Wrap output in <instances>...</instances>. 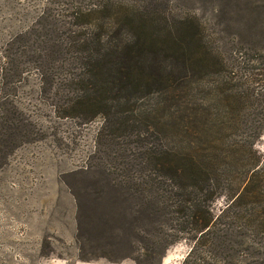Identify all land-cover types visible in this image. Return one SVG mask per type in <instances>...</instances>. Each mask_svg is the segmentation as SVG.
<instances>
[{
    "label": "trees",
    "instance_id": "16d2710c",
    "mask_svg": "<svg viewBox=\"0 0 264 264\" xmlns=\"http://www.w3.org/2000/svg\"><path fill=\"white\" fill-rule=\"evenodd\" d=\"M100 13L99 6L74 8L71 29L56 47L47 38L50 33L41 42L38 29L16 34L0 47V159L7 150L44 138L42 126L32 120L29 108L17 105L13 94L16 83L35 73L48 87L39 86L38 94L48 96L45 100L58 120L100 122L98 142L122 134L137 136V144L141 139L135 162L140 186L155 206L151 215L156 232L164 234L162 228H169L164 242L154 245L160 254L179 240L175 234L184 233L191 235L186 240L190 248L181 264H264V158L254 149L264 134V114L251 109L256 98L239 91L238 81L230 84L232 78L213 80L206 88L212 90L211 104L199 102L195 108L198 124L193 131L200 137L175 141L192 124L179 127L174 117L193 105L192 91L206 93L205 78L223 69L218 36L205 35L193 18H163V24H156L128 12L122 24L132 33L102 31L94 17ZM40 17L38 24L49 16ZM32 35L38 41H31ZM55 62L56 74L49 70ZM53 84L57 93L50 95ZM209 105L215 113L209 111L203 121ZM151 125L158 134L154 147L144 141ZM31 126L34 132H26ZM30 133H39L38 138ZM122 154L132 166L129 150ZM219 196L225 202L214 213Z\"/></svg>",
    "mask_w": 264,
    "mask_h": 264
},
{
    "label": "rangeland",
    "instance_id": "374dc122",
    "mask_svg": "<svg viewBox=\"0 0 264 264\" xmlns=\"http://www.w3.org/2000/svg\"><path fill=\"white\" fill-rule=\"evenodd\" d=\"M95 6L101 10L94 17L99 18L96 23L102 25V31L132 33L122 24V16L128 12L141 19L148 16L156 24H163L164 19L193 18L205 35L218 36L223 69L205 78L206 93L192 91L193 105L180 109L174 117L179 127L192 124L187 134L176 138L177 144L200 137L193 131L198 124L195 108L199 102L203 106L210 103L212 90L206 88L213 80L238 81L239 91L256 98L251 109L264 114V0H0V47L16 34L36 29L43 32L41 42L50 33L47 38L56 47L71 29L68 22L73 9ZM41 15L50 18L38 24ZM58 65L53 63L49 70L56 74ZM34 74L14 83L13 94L17 105L29 108L32 120L42 126L44 138L7 150L0 159V264H181L190 248L186 241L190 234L172 231L179 240L161 254L156 250L159 246H154L164 242L169 228H162L164 234L156 232L151 215L155 206L140 186L142 175L135 162L143 147L141 139L137 144V136L122 134L98 142L100 122L83 125L58 120L45 100L48 96L38 94L40 88L48 89L46 83H39ZM56 91L51 85L49 94ZM217 96L218 92L213 97ZM209 106L203 121L209 111L215 113V107ZM34 129L31 126L25 131ZM153 131L151 125L149 138H144L152 147L158 144V134ZM254 149L264 158V134L255 141ZM128 150L133 155L132 166L122 154ZM224 202L219 196L213 212Z\"/></svg>",
    "mask_w": 264,
    "mask_h": 264
}]
</instances>
